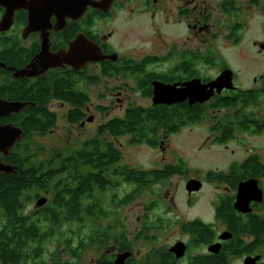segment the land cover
Instances as JSON below:
<instances>
[{
  "label": "flooded vegetation",
  "instance_id": "flooded-vegetation-1",
  "mask_svg": "<svg viewBox=\"0 0 264 264\" xmlns=\"http://www.w3.org/2000/svg\"><path fill=\"white\" fill-rule=\"evenodd\" d=\"M92 1L95 6L88 5L85 13L79 18L65 17L64 19L62 17L63 11L57 10L49 16V25L37 31L28 30V11L22 8L15 11L10 28L0 31V101L25 103L18 112H8L5 115H0V127L13 125L21 128L23 139V128L14 123L16 116L20 118L22 112L26 111L25 116L22 117L24 124H26V119L29 118L28 114L31 111L54 116L53 126L43 134H32L30 136L31 141L33 137L44 136L56 128L58 113L61 109H64V117L69 126L79 125L82 129H87V125L104 116L103 121L95 128L94 135L78 141L76 148L86 141L95 142L101 146L109 144L117 150L120 162L124 164L122 153H120L123 144L116 145V143L119 142V138L128 136V140H126L128 144L144 145L155 150L159 149V152H161L163 165L148 171L153 170L164 176H160L159 180L154 181L147 187L164 184L165 181L175 176L188 175L189 167L185 163V159L177 157L175 163H165L164 159L168 142L171 140L169 138L180 133L186 126L191 124L190 122L176 121L169 129L161 128L155 134L153 144H148L146 141H133L131 140V134L116 135L110 133L107 129L100 130L99 128L112 119L124 118L129 107L141 106L144 109H149L154 105H166L151 102L154 81L173 84L200 78L202 83H206L216 78L225 68H230L219 61V58L207 47L208 38L206 35L217 23V29L221 33L224 31L225 39L236 45L240 42V32L247 25L244 18L250 17L251 14H255L262 19L261 28L264 33V0ZM166 4L173 6L175 21L187 31V39L172 42L168 46L166 54L163 55L154 53L156 52L155 47H151L146 52L141 49L140 32L134 20L140 13L154 20L157 12H162L166 8ZM3 13L4 10L0 7V19ZM216 14L220 16V19L216 18ZM153 33L155 39L160 36L158 30ZM191 35L201 39L198 50H191L190 47H187ZM80 38L83 41L96 44L105 58L100 61L87 62L81 69H75L70 63H63L56 67H49L37 75H16L20 69L37 62L38 55L41 54L44 45L47 46L49 53L63 54L68 52L71 45ZM253 47H258V52L263 53L264 40L254 41ZM209 57L212 58V61L208 64L206 61ZM193 66L198 74L191 76L190 74L194 72ZM213 66L219 68L217 75L211 77L202 74L200 69ZM37 68L35 69L38 70ZM231 71L233 73L234 89L223 88L220 93H215L208 101L203 103L189 105L187 101H183L166 105L173 109L176 106L185 104L189 108L195 104L202 105V118H204L206 111L215 112L217 118L215 116V122L210 126V132L214 137L212 145L221 146L225 150L229 148L230 142L236 140L237 135H257L264 131V125L254 131L252 128L239 130L238 124L233 123L235 118L233 115H236L237 112H246L253 114L254 119H257L261 125L264 117L260 119L255 115L256 112L251 109L264 96V73L255 74L249 81L251 86L244 88L237 83V74L232 69ZM100 87V90H96ZM127 91L138 98L149 100V104L127 105L120 117H108L110 109L104 106H98L95 112L97 116L89 114L92 96L97 95L102 100L110 97L118 100L128 98ZM238 92H242L249 97L257 95L258 99L251 104L237 100L233 106H211L213 101L221 103L222 98L232 97L234 93ZM34 96L42 99L40 105L36 101H32L31 97ZM64 96L74 99L71 101ZM80 98L87 99V102L82 104L81 107L76 105ZM78 110L82 113V116L74 122L68 121V115L78 112ZM182 118L185 119V116ZM227 119H230V124L225 122ZM200 120L193 123H198ZM224 130L227 132L225 133ZM20 142L15 143L7 156L0 153V160L3 163L11 164L13 150L16 144ZM229 152L233 158L228 161L224 169L208 170L202 177H188L183 181L184 201L187 202L186 205L192 206V209L190 207L189 209L187 207L182 209L177 202L173 201L174 197L171 196L170 191L163 197L161 187L155 192L153 199L145 204L143 213L138 219V226L131 234L123 224L122 218L113 224L103 226L104 230L107 228V239H104L102 243L87 242L100 251L98 256L91 259V264H105V262L114 264L116 254L120 253L129 254L124 264H245L244 261L248 257H258L254 264H264V229L255 231L252 224L255 219L258 222L264 221V159L259 152L248 148L242 158L234 156V149H230ZM179 165L182 167L181 171L169 173ZM250 172L257 173V176L247 177ZM3 174L5 175V173H0V175ZM219 177L229 179H240L242 177L244 181L249 178L257 179V185L263 192V201L260 203L251 202L249 205L250 210L247 213L236 211L234 198L240 181L232 189L230 184L218 181L217 178ZM191 179L201 183L199 190L189 192L185 189L186 183ZM210 182L216 183L217 187H224L225 192H231L225 195L224 193L217 195L208 209L210 216L206 218L203 210L190 205V200H195L196 196L203 191V187ZM122 184L131 186L130 191L144 189L136 187L134 183L121 181L119 187ZM117 189L119 188L114 187L113 190L104 191L101 197L105 200L106 193H115ZM40 193L38 192V194ZM125 195L117 196L118 200L121 201ZM226 196L228 198L233 197L230 203L221 202V198ZM111 197L108 202H110ZM46 198L48 201V197ZM126 203L116 205L123 207L127 205ZM108 204H111V202ZM108 204H106V207L111 210ZM38 208L40 207L31 209L30 213L37 211ZM188 211L192 214H187ZM111 214H113L112 211L107 217ZM107 217L99 219V222ZM140 241H145L147 250L143 251L142 248L138 250L135 248V245ZM0 254L5 253L0 252Z\"/></svg>",
  "mask_w": 264,
  "mask_h": 264
},
{
  "label": "trees",
  "instance_id": "trees-1",
  "mask_svg": "<svg viewBox=\"0 0 264 264\" xmlns=\"http://www.w3.org/2000/svg\"><path fill=\"white\" fill-rule=\"evenodd\" d=\"M193 59V58H192ZM212 58L206 61L211 63ZM192 65V63H191ZM191 76L198 74L194 66ZM73 101L74 98L64 96ZM32 101L39 105L42 99L34 96ZM257 95L249 97L242 92L234 93L232 97L222 98L221 103L213 101L212 107L219 105H234L235 101L255 103ZM87 99L80 98L76 104L79 107L86 103ZM153 106V105H152ZM203 106L195 104L188 107L187 104L176 106L174 109L166 105H154L144 109L141 106H132L126 110L124 118H115L102 125L100 130L107 129L112 134H131L133 141H146L153 144L155 134L161 128L169 129L171 125L179 122L191 124L203 117ZM40 111V110H38ZM26 111L22 112L24 117ZM24 124L22 117L17 116L14 123L23 128V139L16 144L13 150L11 164L16 167V172L9 175H0V264H25L29 261L41 259L46 241L52 239L58 228L78 224L74 230L64 236L66 244L77 237L80 245L83 240L102 243L107 239V228L98 226L99 219L107 217L111 210L106 208V200L101 197L107 190H113L121 182L134 183L136 187L145 188L154 181L164 176L156 171L138 170L120 162L117 150L111 145L101 146L95 142L86 141L80 147L70 151L55 150L49 157L35 160L36 151H41L40 146H35L30 141L32 134H43L53 126L54 116L47 113L31 111ZM82 116L78 110L68 115V121L74 122ZM185 116V119L182 117ZM234 122L239 130L253 129L257 131L264 125V120L259 124L253 114L237 112L233 115ZM225 122L230 124V119ZM225 133L227 132L224 130ZM35 132V133H32ZM35 151V152H34ZM181 165L174 171H181ZM161 173V172H159ZM257 173L250 172L247 177H256ZM218 181L230 184L232 189L240 179L219 177ZM138 190V189H137ZM36 192L33 195V193ZM38 192L48 197L46 205L37 211L26 213L27 203L32 198L38 197ZM139 191L132 190L118 200L116 194L111 197V204L125 203L134 198ZM105 198V196H104ZM233 197L221 198V202L230 203ZM106 202V203H105ZM113 211V210H112ZM255 231L264 229V221H253ZM87 230L82 236L81 230ZM80 248V247H79ZM71 253H74L72 250ZM75 255V254H73ZM54 264H73L71 261H59L54 259ZM105 264H112L105 262Z\"/></svg>",
  "mask_w": 264,
  "mask_h": 264
},
{
  "label": "rangeland",
  "instance_id": "rangeland-1",
  "mask_svg": "<svg viewBox=\"0 0 264 264\" xmlns=\"http://www.w3.org/2000/svg\"><path fill=\"white\" fill-rule=\"evenodd\" d=\"M167 5V6H166ZM166 8L161 12H157L154 20L149 19L145 14L140 13L135 18L136 27L140 32V44L141 49L148 52L151 47H155L154 53L157 55L166 54L168 46L172 42H180L187 39V31L179 25L175 20V13L173 12V6L166 4ZM124 16V14H123ZM216 18L220 19V16L216 14ZM247 25L240 32V42L236 45L231 44L225 39L224 31L221 33L217 29V23L213 26L210 32H208L207 47L219 58V61L230 67L234 73L237 74V83L240 87L247 88L251 86L249 81L255 74L264 73V52L259 53L258 47H253L254 41L264 40V33L261 28L262 19L255 14H251L250 17L244 18ZM158 30V38H154V31ZM213 34H215L213 36ZM142 42V43H141ZM200 38L190 36V40L187 42V47L192 50H198L200 48ZM138 43V46L140 47ZM137 46V47H138ZM138 47V48H139ZM167 66V65H165ZM202 74L206 76H214L219 72L218 66L207 67L200 69ZM100 88L96 90H100ZM128 98H122L116 100L114 97L102 98L94 95L91 97V103L89 105V114L97 116L95 113L98 106L109 107L108 117H120L123 115V111L127 105H147L149 100L144 98H138L133 93L127 91ZM253 112H256L260 119L264 117V96L261 100L252 107ZM64 109H61L58 113V123L55 129L51 133L44 136L33 137V144L40 146L41 151H36L35 160H40L49 157L55 150L70 151L78 146V141L92 136L95 133L97 125L103 121L104 116L99 117L97 121L87 125V129H82L79 125L69 126L64 117ZM215 112L206 111L204 118L198 123L189 124L180 133L172 136L168 142V149L165 151V163L177 162V157L185 159V163L189 167L188 175L181 177H173L164 184H155L150 187H146L139 191L137 195L129 200L123 207H119L116 204H108L112 194H116L118 197L123 196L130 192L132 189L128 184H122L115 193H106L105 200L108 202V206L111 208L113 214L106 219H102L98 226H108L113 224L118 219H123L127 231L131 234L135 227L138 226V219L143 213V208L146 203L150 202L155 196V192L159 188L162 190V196L164 197L167 192L170 191L171 196L174 197V202H177L179 206L183 208L187 207L192 209V206L186 205L183 194V181L188 177H202L208 170H215L216 168L224 169L233 156L229 154L230 149H234L235 157L242 158L246 152V149H252L259 152L264 159V131L257 135L241 134L237 135L236 140L229 143L227 150L221 146L212 145L213 135L210 132V126L215 122ZM103 118V119H102ZM128 136L119 138L118 144H123L120 148L123 156V163L127 166H131L138 170H151L163 165V159L159 149L149 148L144 145H131L126 141ZM35 152V151H34ZM263 180V179H262ZM264 184V181H263ZM262 184V185H263ZM203 191L196 196L195 200H190V205H194L196 208L203 210L205 217L210 215L208 209L211 207L217 197V195L224 193H230L224 191V187L218 186L216 183H207L203 187ZM43 196L44 194H37ZM34 196V195H32ZM46 196V195H44ZM35 198L28 201L26 213H30L31 209H35ZM105 202V203H106ZM107 208V207H106ZM109 209V208H107ZM187 214H192L188 211ZM77 225L64 226L62 224L58 231H56L54 237L46 241L43 249V255L41 259L36 261H29L25 264H54V259L59 261H71L73 264H91V259L98 256L100 251L95 247L90 246L87 243L85 237L83 238L84 244L80 245L77 241V237L71 239V243L66 244L64 236L70 233V230L77 231ZM87 234V230H81ZM74 232V231H73ZM131 238V237H130ZM80 247V248H79ZM138 250L142 248L143 251L147 250L145 241H140L135 245ZM74 253H71V251ZM75 254V255H73Z\"/></svg>",
  "mask_w": 264,
  "mask_h": 264
},
{
  "label": "water",
  "instance_id": "water-1",
  "mask_svg": "<svg viewBox=\"0 0 264 264\" xmlns=\"http://www.w3.org/2000/svg\"><path fill=\"white\" fill-rule=\"evenodd\" d=\"M88 5H93L92 0H0V7L4 13L0 19V31L10 28L16 10L26 9L28 11L29 26L28 30H38L49 25V16L57 10L63 11V18L81 17ZM37 62L29 64L26 68L17 71L16 75L32 76L42 73L49 67H56L63 63H70L75 69H81L87 62L100 61L105 58L100 48L81 38L75 41L66 53H49L47 46L42 47V52L38 55ZM38 67L36 70L35 68ZM31 69V70H30ZM223 88L234 89L233 73L230 68H225L219 75L202 83L200 78H193L183 83L166 84L160 81L153 82V104L171 105L177 102L187 101L189 105L203 103L209 100L215 93H220ZM25 103L0 101V115L8 112L20 111ZM22 129L13 125L0 127V153L7 156L16 142L22 139ZM16 172V167L5 164L0 160V173L12 174ZM258 180L249 178L240 181L237 185L234 207L238 212L247 213L250 210V203L263 201V192L259 187ZM201 183L194 179L186 183L185 189L190 191L199 190ZM47 198L39 196L35 200L34 207H42L46 204ZM129 256L127 253L116 254L114 264H124ZM256 258H246L245 264H254Z\"/></svg>",
  "mask_w": 264,
  "mask_h": 264
}]
</instances>
